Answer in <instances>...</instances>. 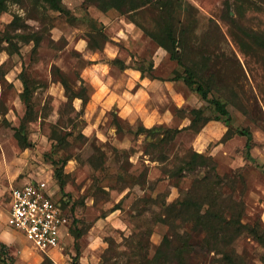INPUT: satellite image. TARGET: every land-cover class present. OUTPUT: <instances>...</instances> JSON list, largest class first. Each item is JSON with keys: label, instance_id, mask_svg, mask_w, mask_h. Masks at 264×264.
I'll return each mask as SVG.
<instances>
[{"label": "rangeland", "instance_id": "obj_1", "mask_svg": "<svg viewBox=\"0 0 264 264\" xmlns=\"http://www.w3.org/2000/svg\"><path fill=\"white\" fill-rule=\"evenodd\" d=\"M60 1L63 13L44 12L31 3L27 7L10 4L0 29L12 40L9 50L18 48L19 53L2 51L6 61L0 72H10L21 91L24 75L35 109L28 130L31 155L11 186L50 171L54 175L69 159L60 197L71 214L70 236L58 253L45 256L14 231L3 237L7 243L0 240L8 247L7 261L73 264L79 252L80 264H150L166 237L176 245L177 235L188 230L195 247L184 254L187 264H223L218 261L222 255L207 250L206 233L192 231V224L183 227L179 221L170 226L160 218L164 205L184 199L197 179L206 175L205 167L174 174L182 160L198 152L212 157L216 173L227 181L225 196L244 202L243 223L264 229V56L242 51L239 41L244 35L226 17L227 0H186L194 9L182 10L179 18L189 29L197 60L210 59L204 74L218 85L210 98L225 102L231 113L229 126L223 120L211 121L199 132L186 130L192 109H202L209 118L219 115L184 81H173L176 72L184 70L148 35L157 32L152 11L122 15L114 9L103 12L84 0ZM246 1L240 2L244 15L236 18L238 25L264 33L262 3ZM15 15L22 25L11 30L8 25ZM91 38L98 48L90 47ZM35 40L40 42L38 47ZM6 46L0 43V48ZM116 58L127 67L112 63ZM63 79L76 94L84 91L88 100L70 101ZM13 91L16 88L6 85V92ZM21 108L16 125L6 120L3 124L11 132L4 140L8 157L24 149L13 130L24 116V105ZM142 127L153 132L137 133ZM229 128L234 134L224 138ZM167 129L183 130L170 139ZM242 129L253 134L252 160L246 158V137L236 133ZM11 186L5 184L0 191L4 226H8ZM76 228L82 233L77 240ZM232 246L243 264H264V246L247 232ZM0 264H5L1 258Z\"/></svg>", "mask_w": 264, "mask_h": 264}, {"label": "trees", "instance_id": "obj_2", "mask_svg": "<svg viewBox=\"0 0 264 264\" xmlns=\"http://www.w3.org/2000/svg\"><path fill=\"white\" fill-rule=\"evenodd\" d=\"M242 1L247 2L246 0H227L225 2L226 17L236 27H239V30L244 35L239 41L242 51L264 56V33L255 32L254 30L249 31L238 25L236 18L238 15H244L243 7H241L240 3ZM259 1L264 7V0ZM84 2L90 5H97L103 12L114 9L122 15H130L145 9L151 10L155 17L154 20L157 26V32H151L148 35L158 43L159 47L163 48L168 53L171 60L176 61L184 70L181 73L177 71L173 81H184L192 92L201 100L213 106L215 112L219 115L209 118L202 109H192L190 111L192 116L191 123L184 129L199 132L206 123L222 120L229 126L231 122V113L228 110L227 104L220 99L210 98L213 89H218L215 79L212 76L204 74L210 59H206L203 56L202 60H197V51L188 37L189 29L179 18L182 10L187 11L190 8L194 9L191 3H188L186 0H84ZM11 3L21 4L24 7H27V5L31 3L44 12L50 10L60 13L65 12V7L60 0H0V17L2 14L9 11ZM259 9L262 8L259 6ZM21 25L20 17L15 15L13 21L8 25V28L16 30L21 28ZM139 27L141 26L139 25ZM17 36L22 38L25 42L30 41V37L25 36V34H18ZM92 38L89 42L90 47L92 49L98 48ZM4 42L8 43V46L1 47L0 53L5 50L8 51L9 54L19 53L18 48L9 50V45L13 46L12 40L0 29V43L2 44ZM35 42V47H38L40 42L38 40H35ZM112 63L120 65L123 69L127 67L126 63L121 62L119 58L113 60ZM153 68L154 64L151 62L149 66L150 75H152ZM140 71L142 74L144 73L143 70L140 69ZM21 80L24 89L20 94V98L25 107V112L20 125L14 127L13 130L14 137L19 145L27 149L31 146L28 130L29 123L35 119V109L34 105L31 103L30 85L24 75H22ZM62 84L69 94L70 101L78 98L85 103L88 100L84 91L80 94H76L67 80L63 79ZM116 121L118 129L121 130L120 121L118 119H116ZM181 130L167 129L166 133L171 135L170 139H173ZM144 132L152 133L153 129L142 127L137 133L141 134ZM236 133L246 137V158L252 160V149L254 145L252 132L249 129H242L238 130ZM233 134L234 132L229 128L224 138H229ZM163 139H161V143H164ZM61 142L62 138H59V143ZM68 161L69 159L64 160L62 165L54 170V178L57 181L60 193H63L66 188L64 169ZM204 167L207 171L206 175L201 179H197V183L189 190L184 199L163 206L164 213L160 221L170 226H174L178 221L183 227L192 224V231L206 233L208 240L207 250L222 255V258L218 260L219 263L243 264L242 258L236 253L232 246L233 242L240 235L247 232L264 246V229L261 226L260 228L257 225L251 226L249 223H243L245 217V204L242 201L235 200L232 195L225 196L224 187L227 185V181L216 173V165L212 157L193 152L185 160L181 161V165L174 174L182 176L184 171L196 172ZM60 203L63 208H67L62 198L60 199ZM74 233L76 240L79 239L82 234L77 228L74 230ZM192 237V233L186 230L181 235H177L178 244L176 245H173L172 240L166 237L150 264H159L161 261L167 264L168 262H172V260H176L179 264H187L184 254H189L194 250L195 245L190 242ZM3 249H6V252L3 253ZM167 249H169L170 252H167ZM7 250V245L0 242V258L5 264H12L7 261V256L9 254ZM78 256L79 252L74 258L73 264H80Z\"/></svg>", "mask_w": 264, "mask_h": 264}, {"label": "built area", "instance_id": "obj_3", "mask_svg": "<svg viewBox=\"0 0 264 264\" xmlns=\"http://www.w3.org/2000/svg\"><path fill=\"white\" fill-rule=\"evenodd\" d=\"M60 189L52 177H33L8 194V226L33 248L51 256L60 250L72 224L71 214L60 203Z\"/></svg>", "mask_w": 264, "mask_h": 264}, {"label": "crops", "instance_id": "obj_4", "mask_svg": "<svg viewBox=\"0 0 264 264\" xmlns=\"http://www.w3.org/2000/svg\"><path fill=\"white\" fill-rule=\"evenodd\" d=\"M5 61H6V57L3 55V53H0V69H3ZM6 85H12V87L16 88V91H13L12 93L6 92ZM21 93L22 91L20 89V85L16 81V78L12 76L10 72H2V73L0 72V191L2 190L3 187H5V184L7 185L9 184L10 186L13 184V182L17 179V177H19V175L23 172L24 168L27 165L28 159L31 155L30 148H27L20 150L19 154H16L14 157L12 156L8 157V154L6 155L5 153V147H4L5 137L7 135L8 137L9 135H11V132L4 129L3 124L5 123V120L14 126L17 124L16 122L18 116L17 114L20 113L23 114V110L21 108L23 105L21 104L22 101L20 98ZM14 151L16 152V150ZM52 176H54L53 171H50L48 175L41 176V178L52 177ZM27 181H28L27 179H22L20 181H17L16 184H18L17 186H21ZM17 186H11L10 189L12 187H17ZM2 218H5V215L3 213H0V240L4 242L5 239H3V237H5V235L8 234L10 236L13 235L14 230H11L9 226H4L2 223L3 220ZM67 236H70V233ZM58 252L59 250L54 251L52 254H56Z\"/></svg>", "mask_w": 264, "mask_h": 264}]
</instances>
